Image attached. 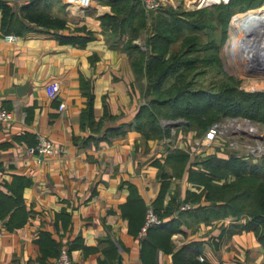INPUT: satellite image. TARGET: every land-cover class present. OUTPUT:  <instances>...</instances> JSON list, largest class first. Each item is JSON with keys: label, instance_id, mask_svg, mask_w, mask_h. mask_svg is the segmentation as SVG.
<instances>
[{"label": "crops", "instance_id": "0c3cea01", "mask_svg": "<svg viewBox=\"0 0 264 264\" xmlns=\"http://www.w3.org/2000/svg\"><path fill=\"white\" fill-rule=\"evenodd\" d=\"M112 1L40 3L67 20L69 28L59 33L76 26L95 33L83 47L62 43L41 26L8 42L0 13V109L12 114L0 120V264H56L64 246L72 264H118L119 258L123 264H173V253L190 241L203 243L202 261L264 263V245L251 231H235L239 222L232 217L198 224L189 218L171 236V251L144 247L148 234L141 225L162 184L168 183L164 206L184 202L188 191L200 192L189 180V163L226 146L217 139L197 150L189 135L175 138L174 129L162 136L138 129L142 87L130 55L101 27V18L114 14ZM52 80L60 82L56 99L46 93ZM43 137L63 151L41 152L37 140ZM176 150L190 157L179 175L167 163Z\"/></svg>", "mask_w": 264, "mask_h": 264}, {"label": "trees", "instance_id": "16d2710c", "mask_svg": "<svg viewBox=\"0 0 264 264\" xmlns=\"http://www.w3.org/2000/svg\"><path fill=\"white\" fill-rule=\"evenodd\" d=\"M263 1L231 0L228 4L217 5L218 14L215 20H218L224 30L222 39L226 37V27L231 16L235 14V9H238L237 12H245L259 7ZM41 2L43 0L18 7L8 0H0L3 33L14 32L20 36L33 30V26H41L62 43L82 47L95 38V33L86 26L70 28L68 34L59 33L60 29L69 28L67 20L53 15L47 7L40 5ZM111 5L114 14L103 16L101 22L111 31L112 36L117 35L123 39L126 33H130L122 50L130 55L137 76L142 74L148 85L142 88L145 104L142 105L137 118L138 129L159 136L169 135L173 128L169 125L164 126L161 119H183L185 120L183 124L173 125L176 127L174 137L178 138L179 134L191 137L192 130L204 135L210 127L227 116L242 115L264 122V91L248 92L240 87L236 77L228 74L221 81L218 90L206 86L198 87L195 84L196 78L203 72L196 69L203 60L199 52L209 49L198 47L200 36L183 38L180 48L170 52V47L181 39L184 28L193 31H200L202 27L214 28V20L206 19L204 15L199 14L196 17L195 13L185 17L174 14L171 22H167L166 19L158 22L159 31L149 36L145 49L136 42L147 26V15L143 12L142 1L115 0ZM263 11L239 15L245 17ZM188 39L191 43L187 46ZM135 54L137 58L134 57ZM216 58L221 64L218 56ZM208 60L205 59L207 62ZM171 78L174 81L168 86L166 82ZM92 102L93 94L90 97V106L93 105ZM148 133L145 134L148 136ZM222 143L225 145L226 142ZM225 150L226 148L220 152L209 153L200 162L189 163L187 168L189 180L200 192L188 191L184 202L180 203L176 199L164 206V190L168 183L162 184V192L157 203L151 205L161 222L152 224L148 229L146 232L148 235L143 239L144 247L153 250V253L159 249L171 251L173 247L171 236L181 230L182 222L188 224L189 218H192L194 223L198 224L226 217L235 218L239 222L234 224L235 231H251L264 245V157L249 158L232 152L227 153ZM189 160V154L176 150L169 154L167 163L172 165L179 175ZM203 196L205 203L201 200ZM188 202L193 208L181 210L180 206ZM148 209L147 207L141 231ZM169 217L172 218L167 220ZM202 247L203 243L188 242L173 253V264H215L199 259L203 254Z\"/></svg>", "mask_w": 264, "mask_h": 264}, {"label": "rangeland", "instance_id": "374dc122", "mask_svg": "<svg viewBox=\"0 0 264 264\" xmlns=\"http://www.w3.org/2000/svg\"><path fill=\"white\" fill-rule=\"evenodd\" d=\"M230 1L231 0H163L159 7L154 10L145 9V7L142 5L143 12L147 15V26L142 31V34L136 40V42L141 47L146 49L149 36L151 37V35H154L155 32L159 31V29H157L159 27L158 22L163 20L165 21V19L167 20V22H171L174 18V14L179 17H185L191 13H195L196 17H198L199 15H204L203 17H205L206 19L214 20V28L207 27L203 29L202 27L200 31H193L191 29L184 28L183 32L181 33V39L170 47V52L177 51V49H179L181 46L183 38L185 39L186 37L193 38L200 36L201 39L198 43V47L200 46L201 48H209L203 50L202 52L198 51L203 60L200 61V64H198L199 68L196 69H199V71L201 70L203 72H201L200 75L196 78L195 84L198 87L206 86L209 89L218 90L219 86L221 85V81L224 80L226 78V74H228L236 77V79L240 83V87L248 92L264 91V76L257 70L253 73V75L247 73L251 72V70H244L239 61L240 51H237L233 42L238 41V37L245 36L247 38H253L258 33H264V18L237 21L241 18H244L239 14L257 11L258 8L256 7V10H253L255 8H251L245 12L240 13L237 12L238 9H235L237 13L234 11L236 13L234 15L237 16H235L233 24L231 23V20L234 15L229 19L228 26L226 27V37L223 40L222 37L224 34V30L222 29V25L218 22V20H215V17L218 14L216 6L221 4H228L230 3ZM262 13H264V11ZM262 13H253L251 15H260ZM101 27L104 28V32H107L108 36L115 41L116 46H118L119 48L124 47V43L128 41L130 33H126V35L122 39L117 35L112 36L111 31L107 30L103 26L102 22ZM189 43H191V41L188 39L187 46ZM215 48L218 49L216 50ZM217 56L220 59L221 64L216 60ZM134 57L137 58V54H135ZM207 58L209 59L208 62L205 61V59ZM173 81L174 79L171 78L167 80L166 84L169 86ZM137 82L142 88H146L148 86L146 85V80L142 77V74H140L139 77L137 76ZM161 120L163 124L167 123L169 126H172L173 129H176V127H173V125L183 124L185 121L183 119L174 120L163 118ZM238 122L242 123L241 128H244L249 124L256 125L260 132H264V122L242 115H236L235 117H223V119L217 122L220 124L221 128L223 127L224 129V132H222L221 134V136H223L221 137V139L222 142H226V152L236 153L240 156L249 155L248 157L252 158V155H250L248 152L250 151L249 146L255 147L256 145L257 147L259 143H262V140L257 136L253 137L248 135L245 131H240L241 129L237 128L239 127ZM230 123H232L231 128L228 126ZM190 135L193 141L203 137V135L197 134L196 130H192L190 132ZM230 144L236 145L237 148L235 149ZM261 158H263V156Z\"/></svg>", "mask_w": 264, "mask_h": 264}, {"label": "built area", "instance_id": "2783aa9c", "mask_svg": "<svg viewBox=\"0 0 264 264\" xmlns=\"http://www.w3.org/2000/svg\"><path fill=\"white\" fill-rule=\"evenodd\" d=\"M66 1L69 4L79 3L80 5H84V6H87L92 2V0H66ZM141 1H142L143 6L145 7V9H149V10L157 9L159 7V5L163 2V0H141ZM257 8H258L257 11H260V10L262 11L264 9V1H263L262 5H260ZM257 8H255L253 10H256ZM235 16H237V15H234V17L231 20V23L234 21ZM3 36H4V39L8 42H16L20 39V36L17 34H14V33H5ZM245 48L246 47H244L243 49H245ZM252 49L253 48H251V47L248 48V50H250V51ZM259 50L262 51V49H260V48H259ZM254 51H255V49H254ZM247 69L249 71V65H248ZM251 71H256V70L253 69ZM258 72L264 74V70H258ZM251 75H253V74H251ZM45 87H46V93H47L49 98L56 99L58 97L59 90L61 88L59 81L52 80V81L48 82L45 85ZM60 105H61L60 108L63 109L64 108L63 103H60ZM11 119H12V114L10 111L0 109V120L7 122V121H10ZM249 125L245 126L244 128H241L242 123L238 122L239 127H237V128H240L241 129L240 131H245L248 135L253 136V137L257 136L259 138L260 135H264V132H259V129L257 128L256 125H252V124H249ZM225 126H227V125H225ZM228 126L231 128L232 123H230ZM225 130H227V129H225ZM222 132H224L223 127L221 128L220 124L216 123L212 127H210L209 130H207L205 132L204 137L199 138L197 140H194L193 146L197 150H202L203 147L211 146L212 143L214 141H216L217 139L218 140L220 139L222 141V139H221V137H223V136H221ZM37 141H38L37 149H39L41 152H46L48 154L55 155V154H60L63 151L62 146L60 147V146L56 145L52 140H50L46 137L38 138ZM230 145L233 146L235 149L237 148L236 145H234V144H230ZM249 150H250V151H248L249 154L252 155L253 157H258V158H261L262 156L264 157V140H262V143L261 144L259 143V145L257 147H256V145H255V147L249 146ZM148 208L149 209H148V212L146 215V221L143 225L144 227L142 229V234H146V232L148 231V229L151 227L152 224H158L161 222V219L159 218V216L154 211V208H152V206H149ZM190 208H193V206L190 203H186L185 205L180 206L181 210H186V209H190ZM2 237H3V230H2V226H1V220H0V246L2 243ZM0 252H1V247H0ZM71 261L72 260H71L70 252H69L68 248L66 246H64L61 249V252L56 259V264H72Z\"/></svg>", "mask_w": 264, "mask_h": 264}, {"label": "bare ground", "instance_id": "6f19581e", "mask_svg": "<svg viewBox=\"0 0 264 264\" xmlns=\"http://www.w3.org/2000/svg\"><path fill=\"white\" fill-rule=\"evenodd\" d=\"M252 16H255L256 18H262L263 19L264 13H262L260 15L247 16V17H244L241 19L251 18ZM241 19H239V20H241ZM233 42H234V46L236 47L237 51L238 52L240 51L239 61H240V64L243 66L244 70H246V71H248V69H247L248 65L250 67L252 66V64L254 65L260 59L261 55L263 56V54H264V50L262 49L261 54H260L259 48L257 47V45H259V46H262L264 48V33H258L253 38H247L245 36L238 37V41H233ZM244 47H246V48L243 49ZM250 47L253 48L251 51L248 50V48H250ZM254 49H255V51H254ZM254 66H256V65H254ZM254 72H256V71H251V72H247V73L251 75ZM261 74L264 76L263 73H261Z\"/></svg>", "mask_w": 264, "mask_h": 264}, {"label": "water", "instance_id": "95a60500", "mask_svg": "<svg viewBox=\"0 0 264 264\" xmlns=\"http://www.w3.org/2000/svg\"><path fill=\"white\" fill-rule=\"evenodd\" d=\"M34 1H36V0H31V2H34ZM257 47L260 48V49H263L262 46L257 45ZM259 52L261 54L260 50H259ZM254 65H256V66H254ZM254 65L252 64L251 67L249 66V70H251V69L252 70L256 69L257 71L258 70H264V54H263V56L261 55L260 59ZM259 138L264 140V135H260ZM117 262H118V264H123L121 258H119Z\"/></svg>", "mask_w": 264, "mask_h": 264}]
</instances>
